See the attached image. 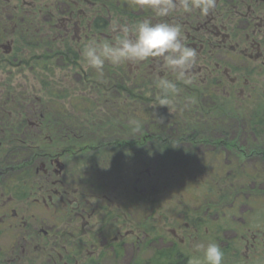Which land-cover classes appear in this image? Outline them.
Returning <instances> with one entry per match:
<instances>
[{
	"label": "flooded vegetation",
	"instance_id": "obj_1",
	"mask_svg": "<svg viewBox=\"0 0 264 264\" xmlns=\"http://www.w3.org/2000/svg\"><path fill=\"white\" fill-rule=\"evenodd\" d=\"M144 19L180 24L183 43L198 54L188 74L192 83L177 81L179 93L168 107L158 103L157 80L176 75L158 60L106 63L102 74L91 68L77 74L87 42L111 40L115 22ZM32 49L44 53L31 59ZM47 51L46 62L63 67L56 105L43 106L46 91L38 97L27 90L25 106L11 110L18 117L8 115L21 121L15 126L27 134L26 151L34 144L39 153L32 163L23 158V170L0 162V264H190L199 245L212 241L224 264H264V223L254 231L245 222L249 208L264 211V122L254 121L264 109L250 107L264 90V0H216L207 16L178 10L166 18L137 0H0V65L27 67L45 60ZM240 111L251 121L202 122L198 141L159 137L161 131L173 137L180 116L188 122L192 115L202 120ZM84 129L113 132L77 150L74 131ZM0 140L3 152L10 141ZM170 143L197 145L206 178L233 180L215 188L213 198L227 195L232 202L206 203L202 189V203L172 202L181 190L159 187L157 175L140 165L144 152L145 161H159L158 150H149ZM101 145L129 148L127 155L119 150L118 170Z\"/></svg>",
	"mask_w": 264,
	"mask_h": 264
},
{
	"label": "clouds",
	"instance_id": "obj_2",
	"mask_svg": "<svg viewBox=\"0 0 264 264\" xmlns=\"http://www.w3.org/2000/svg\"><path fill=\"white\" fill-rule=\"evenodd\" d=\"M141 7L154 16L166 18L182 10L184 14L198 12L207 16L216 6V0H137ZM111 40L87 42L82 49L86 68L103 73L106 63L114 67L125 63L139 64L149 59L158 60L161 67L175 73L176 80L158 78L160 106L168 107L179 93L177 81L191 84L188 74L197 62V51L183 43L182 26L144 19L129 26L115 22ZM200 255L190 264H224V252L212 241L199 245Z\"/></svg>",
	"mask_w": 264,
	"mask_h": 264
},
{
	"label": "trees",
	"instance_id": "obj_3",
	"mask_svg": "<svg viewBox=\"0 0 264 264\" xmlns=\"http://www.w3.org/2000/svg\"><path fill=\"white\" fill-rule=\"evenodd\" d=\"M36 50H31V59H39V56L35 55ZM40 51V50H39ZM55 52L56 51H51ZM82 52V49L80 50ZM44 53L43 51H40V54ZM50 51H47L46 55L44 57L45 61H48L51 57L48 55ZM58 53H61L60 51ZM61 55H57L56 57H60ZM79 59H81V56H78ZM34 66H37L39 70H41V66L36 65L37 63H32ZM32 64L28 65L27 67L33 69L34 66ZM39 64V63H38ZM50 66V65H49ZM23 68V67H20ZM48 77V76H47ZM46 77L44 79L40 80L42 81V86L48 94V99L47 101L43 104V106H55L56 105V98L57 95L59 94L58 92L61 90L59 81H55L54 83H50L46 81ZM28 85V84H27ZM50 85V86H49ZM26 85L18 82H12L11 80L0 82V139L4 140L5 142L10 141V143H7V147L4 148L3 152H0V162L1 166L3 167H10L11 165L14 166V169L16 171L18 170H23V165H22V160L23 158H27V156L30 157L31 163L33 158L38 155L39 149L37 146H33L34 144H30V150H27V146L25 144H22V140H24L26 132L22 130V128H18L15 125H18L21 123L17 118L11 119L8 115H13L18 117V113L11 111L12 109H17V108H22L25 106L24 101L27 100V90L29 91H34V94H37L39 91L37 87L32 86L31 88L25 87ZM132 89H134L132 87ZM33 96V94H32ZM31 96V97H32ZM79 103V102H78ZM79 105V104H78ZM88 105V104H87ZM79 106H84V103H82ZM8 110V111H7ZM255 122H264V117L260 113H256L255 115ZM230 117V118H229ZM226 119H229V122H239V123H244V122H250L248 116L243 114L242 115H233V116H224L222 114L214 113L213 115L200 120V116H190L189 121L187 122L186 120H183V118L180 116L179 118H176L175 122L181 124V128L179 131L174 132V136L171 137L170 134H167L166 131H161L160 136L164 139H187L191 141H198L202 139V128L199 126L200 123L202 122H224ZM198 119V120H196ZM117 122V121H116ZM14 123V124H13ZM187 123V124H186ZM62 132L64 133H69L71 132L70 129H66L63 127L61 129ZM58 132V131H57ZM74 132H78L79 135V142L78 145H83L82 150L86 149V145L91 144V142L95 140H100L103 138L110 137L112 134L111 129H87V130H77ZM30 136V139H33V135H35V131H29L28 132ZM20 139V145L18 142H14L13 140ZM1 141V140H0ZM106 151H108L109 154V159L112 164V168H116L117 170L119 169L120 162L123 161L121 160V157L119 158V150L121 152L128 153L129 148L127 146H118V145H101ZM178 147V148H177ZM127 148V149H126ZM186 148V149H183ZM169 149H174L179 152V155L176 157V162L172 166V171L171 169L168 168H159L158 165L155 166L157 161H145V157L147 156L146 152H144L142 155H144V160H142V163L140 165L142 168L148 167L154 172L155 174L158 173L160 177H164L166 182H162L160 186L163 188L167 187H176L178 186V183L180 182L181 175L182 173H178L176 175L175 172H177L179 168L184 167V171H187V174L192 176H195V173H202L204 174L202 170V162L198 163L197 159H199L201 153H200V148L196 145L192 146H177L174 145L173 143H170L169 145L166 146H158V147H152L149 150V155L152 154L153 150H169ZM183 151H180V150ZM104 150V151H105ZM135 150V149H133ZM127 151V152H126ZM179 159V160H178ZM178 160V161H177ZM84 161H86L84 159ZM10 162V164H9ZM12 162V163H11ZM181 162L180 167L177 168L176 165L179 166V163ZM126 165L129 167L131 165L130 160L127 158L126 160ZM176 166V168H175ZM170 169V170H169ZM171 172V175H170ZM159 178V177H158ZM194 179L197 180L196 177H193ZM204 181L202 182H196L194 185L198 186L199 189H202V197L204 194H209V197L206 200V203H210V201L214 200V203H217V200L221 203H231V199H225L227 195H225L223 198H219L215 200L214 195L215 193V188H220L222 185L230 186L231 181L233 180H219V179H207L202 177ZM187 184V183H186ZM181 195H183L181 193ZM180 195V196H181ZM230 195V194H229ZM202 201H204L202 199Z\"/></svg>",
	"mask_w": 264,
	"mask_h": 264
},
{
	"label": "rangeland",
	"instance_id": "obj_4",
	"mask_svg": "<svg viewBox=\"0 0 264 264\" xmlns=\"http://www.w3.org/2000/svg\"><path fill=\"white\" fill-rule=\"evenodd\" d=\"M35 55L39 56L40 55V51L36 50L35 51ZM240 61H243V59H241ZM232 62L235 63V64L243 63V62H237V61H232ZM36 65L41 66L42 67L41 70H39L37 66H34V64H32V66H34V68L33 69L30 68V70L28 69V67H23V68H17L16 69V68L1 64L0 65V82L11 80L12 82H16V83L20 82V83L24 84V82L26 81L25 84H28L31 87L35 86V87H37L38 90L42 91V90H45V89L43 88L42 81H40V80H42V79H44V77H46V79H48L46 81H48L50 83H54L55 81L58 80L57 75L61 72V70L63 68L62 66H57L55 63H52V64L47 63L45 60L39 61V64L37 63ZM64 69H66V68H64ZM67 69H70V68L67 67ZM85 69H87L85 64L83 62H81L78 65L77 74H82V71L85 70ZM131 69H133L132 66H129L128 70L131 71ZM62 73H65V72L63 71ZM261 86H264V83H262ZM260 90H261V88H260ZM263 92H264V90L260 93V95H258L255 98V101L253 102L254 104H250V107H255V108H258V109H264V94H263ZM41 95L42 94L39 92L38 93V97H40ZM224 106H225V108L228 109V111L232 110V109H230V106L228 104L224 105ZM231 108H233V107H231ZM239 114L242 115V112L240 111ZM244 114L246 115V113H244ZM224 122H229V119L225 118ZM63 147L62 146H58L57 148L61 149ZM82 147H83V145H78L76 149L78 150V149H81ZM55 148L56 147H54V148H52V147L49 148L48 147V149L50 151H52V152L54 151L53 149H55ZM183 149H186V148H183ZM180 151H183V150L181 149ZM200 153H201V155H200L199 159H197L198 163L202 162V150H200ZM158 155H159V157H158L159 161H157L155 166L158 165L159 168L160 167L161 168H168L169 167L171 169V171H172L173 170L172 166L176 162V157L179 155V152L174 150V149H169L168 151L167 150H162V151L158 150ZM180 165H181V162L179 163V166L176 165L177 168L180 167ZM176 166H175V168H176ZM147 168L148 167H145V168H142V169H143V171H145ZM177 170L178 171L175 172L176 175L178 173H182V175H181L180 182L178 183V186H176V187H177V189L181 190V193L183 195L180 196L176 192L175 196L173 197L172 202H174V203H202L201 199L199 201V198L201 197V194H200V197H199V193L201 191L199 190V187L194 185V184L196 182H198V181L199 182L204 181L202 179V177L206 178L207 175L205 173L202 174V173H198L197 172V173H195V176L194 175L190 176V175L187 174V171H184L185 170L184 167L183 168H179ZM150 171L152 172L151 169H150ZM152 173H154V172H152ZM156 175H157V178L159 177L157 179V182H158L157 185L159 187H162V186H160V184L163 181L166 182L164 180L165 178L163 176L160 177V175L158 173H156ZM170 175H171V172H170ZM193 177H196L197 180L194 179ZM207 179H209V178H207ZM210 202L213 203L214 200H212ZM227 204L229 205V203H227ZM262 206L263 205H255L254 206L255 209L249 208L251 211H248V216L245 219L247 228H249L251 230H254V231L257 230V228H261L260 225H262L264 223V211L262 210ZM221 209H222L221 206H219L217 209L212 207V210H211L212 216L213 217H218L219 211H221ZM245 209L246 208H245L244 205L240 206L237 215L240 217L241 214H242V211H244ZM228 210L229 209H224L223 211H228ZM202 212H203V209H202ZM213 223H211V224H213ZM219 224H222V223L220 222ZM223 226L225 227L224 224H223Z\"/></svg>",
	"mask_w": 264,
	"mask_h": 264
}]
</instances>
